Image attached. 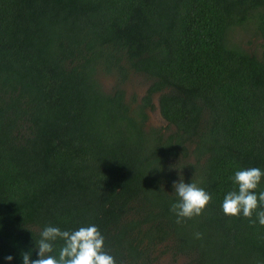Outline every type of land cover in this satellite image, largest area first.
<instances>
[{
  "label": "trees",
  "instance_id": "obj_1",
  "mask_svg": "<svg viewBox=\"0 0 264 264\" xmlns=\"http://www.w3.org/2000/svg\"><path fill=\"white\" fill-rule=\"evenodd\" d=\"M134 74L149 84L129 99ZM156 106L165 127L148 125ZM250 167L264 171V0H0V264L38 259L46 226L92 224L117 264H264L256 214L222 210ZM180 179L212 197L183 224Z\"/></svg>",
  "mask_w": 264,
  "mask_h": 264
},
{
  "label": "clouds",
  "instance_id": "obj_2",
  "mask_svg": "<svg viewBox=\"0 0 264 264\" xmlns=\"http://www.w3.org/2000/svg\"><path fill=\"white\" fill-rule=\"evenodd\" d=\"M262 181L264 171L258 167L236 171L233 182L238 191H229L225 195L222 203L224 214L229 217L242 214L254 224L256 221L252 220V216L255 213L259 224L264 226V190L257 194ZM173 187L178 200L170 210L175 214L177 224L201 216L212 200L211 194L195 182L185 183L180 179ZM195 238L202 239V234L196 233ZM61 241L58 256L53 255L57 243ZM36 247L39 258L31 259V252L22 253L23 264H117L115 257L105 248V237L94 224L71 231L46 226ZM6 259L11 261L13 257Z\"/></svg>",
  "mask_w": 264,
  "mask_h": 264
},
{
  "label": "rangeland",
  "instance_id": "obj_3",
  "mask_svg": "<svg viewBox=\"0 0 264 264\" xmlns=\"http://www.w3.org/2000/svg\"><path fill=\"white\" fill-rule=\"evenodd\" d=\"M251 29L252 28L247 30L240 29L237 31V33H239V37H241L244 47L250 50H258L261 39L255 36L254 30ZM100 80L106 88H110L114 85L115 82L113 77L105 74L100 75ZM148 84L149 80L146 78V76L141 74H134L131 77L130 81L125 84L127 97L130 99L133 94H136L137 97H140L144 94L146 88L148 87ZM148 125L163 127L167 125V122L159 113L157 106L155 110L150 112ZM156 264H185V258L179 257L175 261H173L170 256L166 255L160 257L159 261Z\"/></svg>",
  "mask_w": 264,
  "mask_h": 264
}]
</instances>
